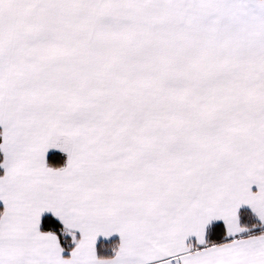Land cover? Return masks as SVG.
I'll use <instances>...</instances> for the list:
<instances>
[{
    "label": "snow or ice",
    "instance_id": "snow-or-ice-1",
    "mask_svg": "<svg viewBox=\"0 0 264 264\" xmlns=\"http://www.w3.org/2000/svg\"><path fill=\"white\" fill-rule=\"evenodd\" d=\"M0 264H264V0H0Z\"/></svg>",
    "mask_w": 264,
    "mask_h": 264
}]
</instances>
